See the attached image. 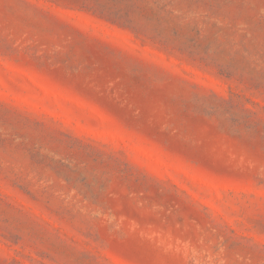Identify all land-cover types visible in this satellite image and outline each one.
Returning <instances> with one entry per match:
<instances>
[{
  "label": "rangeland",
  "instance_id": "rangeland-1",
  "mask_svg": "<svg viewBox=\"0 0 264 264\" xmlns=\"http://www.w3.org/2000/svg\"><path fill=\"white\" fill-rule=\"evenodd\" d=\"M0 264H264V0H0Z\"/></svg>",
  "mask_w": 264,
  "mask_h": 264
}]
</instances>
